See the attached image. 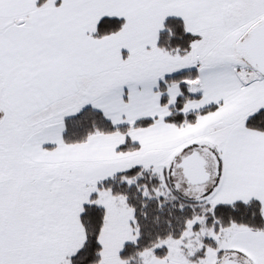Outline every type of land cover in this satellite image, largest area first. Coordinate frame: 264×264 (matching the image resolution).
Segmentation results:
<instances>
[{
    "label": "snow or ice",
    "instance_id": "snow-or-ice-1",
    "mask_svg": "<svg viewBox=\"0 0 264 264\" xmlns=\"http://www.w3.org/2000/svg\"><path fill=\"white\" fill-rule=\"evenodd\" d=\"M0 264H264V0H0Z\"/></svg>",
    "mask_w": 264,
    "mask_h": 264
}]
</instances>
